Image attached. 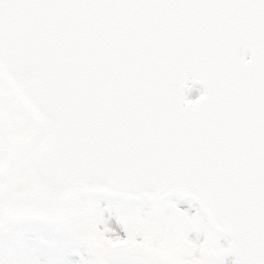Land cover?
Wrapping results in <instances>:
<instances>
[{"label": "snow or ice", "instance_id": "obj_1", "mask_svg": "<svg viewBox=\"0 0 264 264\" xmlns=\"http://www.w3.org/2000/svg\"><path fill=\"white\" fill-rule=\"evenodd\" d=\"M0 264H264V0H0Z\"/></svg>", "mask_w": 264, "mask_h": 264}]
</instances>
